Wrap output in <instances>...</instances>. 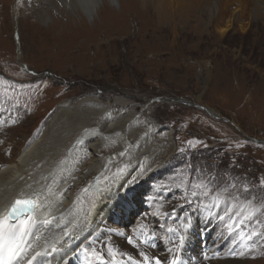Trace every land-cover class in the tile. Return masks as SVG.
Listing matches in <instances>:
<instances>
[{
	"label": "rangeland",
	"instance_id": "1",
	"mask_svg": "<svg viewBox=\"0 0 264 264\" xmlns=\"http://www.w3.org/2000/svg\"><path fill=\"white\" fill-rule=\"evenodd\" d=\"M103 1L99 13L89 19L62 0H0V168L15 162L46 130L63 101L73 106L92 101L80 110L73 108L78 111L75 128L99 125L104 130L115 117L138 115L134 132L130 125L120 129L131 132L129 147L141 131L159 124L172 129L173 135L158 136L157 141L169 142L174 151L160 163L163 167L147 174L134 194L146 213L141 226L169 230L166 218L175 229L174 217L184 226L187 214L204 213L218 202L214 197L220 192L233 204L223 221L234 231L222 234L224 223L215 208L210 228L213 235L220 233L215 241L221 245L224 238L239 242L229 264H264V17L246 16L251 3L235 0L244 17L223 36L217 24L228 23L229 10L219 13L210 5L204 9L207 0H177L179 6L172 8L160 1L148 6L140 0L113 5ZM118 100L125 105L116 104ZM81 144L70 157L71 172H60L71 176L94 150L98 166L93 174L86 171L75 193L89 209L90 200L94 206L97 199L95 190L86 192L89 184L106 186L124 172L126 159H112L121 148L118 143ZM60 159L65 162L69 156L63 153ZM197 183L200 189L192 187ZM205 187L211 189L208 196L200 194ZM150 202L163 207L165 214L149 224L145 205ZM246 202L254 208L251 214L242 210ZM134 218V213L127 215L124 228H130ZM183 231L185 237L188 230ZM231 244L222 248L227 256ZM89 251L93 256L94 249Z\"/></svg>",
	"mask_w": 264,
	"mask_h": 264
},
{
	"label": "bare ground",
	"instance_id": "2",
	"mask_svg": "<svg viewBox=\"0 0 264 264\" xmlns=\"http://www.w3.org/2000/svg\"><path fill=\"white\" fill-rule=\"evenodd\" d=\"M62 1L75 8L78 12H82L89 19H92L97 14L101 4L100 0ZM117 1L104 0L102 3L103 5L104 3L113 5L117 4ZM155 1H160L163 7L166 5L165 8L179 6L177 0H140L139 3L148 6L149 4L153 5ZM207 1V4L203 6L204 9L210 5L212 6L211 9L218 10L219 13L220 11L227 12L229 10L228 23H225V26L217 24L218 32L223 36L232 30L234 21L244 17V14H239L242 6L237 9L235 8V0ZM248 2L251 3L252 7L246 12V16L248 14L252 19L254 17L258 19L264 17V0H246V3ZM228 6L229 9L227 8ZM91 102L86 100L73 106L70 101H63L48 120L46 130L34 138L25 152L15 162L6 168H0V218L6 215L8 208L16 199H32L37 204L36 211L33 214L36 231L25 255L18 264H30V262L31 264H66L65 261H67L68 256L72 253L71 250L92 238L100 240L107 238L109 240L105 248V260L111 261L115 257V255H110L111 250L114 251V248L116 252L132 257V260L122 262L121 264H145L143 257L140 255L141 252L147 254L149 257L159 258L162 264H169V260H171L170 254L166 252V247H163L168 237L167 235L165 236L167 230L162 226H160L159 230V233L163 236L161 242L162 248L160 249H145L139 245L133 247L129 244V239H131V234L135 229L141 227L140 221L142 218L139 216L144 211L134 200V194L138 190V185L143 183L147 174L153 169L163 167L161 164L172 156V152L174 151L169 142L166 145L163 143L164 140L160 142L157 140L158 136L171 139L173 130L163 125L154 124L135 136L134 145L129 147V133L134 132L135 128L138 127V115H131L130 117L127 115L128 118H126L127 116L122 118V115L121 117H115L105 126V131L99 125L94 129H86L83 124L75 128L73 120L78 111L73 108L78 107L80 110L87 107V104ZM116 104H124V101L118 100ZM82 117L84 116L82 115ZM88 121L89 124H85L90 125L91 122L90 120ZM123 125V128H127V125H130L129 130L131 132H121L120 129ZM131 127L134 129H131ZM77 130L82 132L79 131L80 133L76 139L71 144H68L73 133ZM82 142L84 144L98 142L104 147H114L113 145L118 143L121 148L119 151L116 150L115 154L112 153V159L121 160L122 157L126 159V163H122L124 164L122 165L124 172L108 182L106 186L100 187L97 182L89 184L86 192L90 194V190H95L97 193L95 205L91 206L92 201L90 200L89 209L83 208L80 197H77L75 193L84 184L83 181L86 179L84 178V174L86 171L90 170V173L93 174L96 170L95 168L98 166L94 150H90L88 147L90 150L89 158L86 161L82 158V164L71 176L68 174L65 177L66 174L60 172L61 170H71L70 166L72 165L70 164L71 161L73 164L74 160H71L70 157H73L72 153L76 152V148ZM63 153L69 156V159H66L65 163L60 159ZM75 173H77L76 177ZM77 181H80V183ZM85 193L83 192L84 195ZM154 204L150 202L147 206L145 205L147 218H149L146 221H149V224L155 218H164L165 212L163 207ZM241 205L245 214H250L254 210L250 203L246 202ZM232 207V202L223 199L215 202L204 213H200L196 217H192L191 214H187L184 217V227L188 230L184 237L187 245L186 254L184 253L187 264H193L188 261V255L191 254L198 259L197 252L200 250L199 234L191 232L189 227H193L194 231L198 232H200L199 228L206 227L204 231L212 233V229L210 228L212 221L210 220L214 217V212L217 211L221 222L227 219ZM121 213L126 215L124 216L125 218L121 217ZM132 213L137 218L133 219L135 228L132 230V233H129L124 228V224H127V215H131ZM111 219L115 221L114 225L110 223ZM222 223H224L222 226L224 227L222 232L224 236L234 231L229 228V223L227 224L225 221ZM217 240L219 241V239ZM205 241L209 242L208 239H205ZM196 242L197 244H195ZM223 245L225 246L224 250H226L229 240ZM207 247L211 250L214 246L210 247L209 244ZM37 253H40V255L36 256ZM220 254L221 256L217 259L200 261L199 264H229L227 253L223 251ZM33 256H36L34 261L32 260Z\"/></svg>",
	"mask_w": 264,
	"mask_h": 264
},
{
	"label": "snow or ice",
	"instance_id": "3",
	"mask_svg": "<svg viewBox=\"0 0 264 264\" xmlns=\"http://www.w3.org/2000/svg\"><path fill=\"white\" fill-rule=\"evenodd\" d=\"M201 183L192 185V187L194 189H200ZM210 191V188L205 187L204 189H201L200 194L208 196ZM193 194L195 195L197 193L194 191ZM222 199L223 194L217 192L214 200L220 201ZM36 207L37 204L34 200L17 199L9 215L0 219V264H18L19 260L21 259V254L25 251L27 238L31 236V229L35 227L33 214ZM25 214L27 218L21 219V217ZM10 220H17L18 223L10 224ZM169 231H172V229H169ZM183 240L184 238L181 236V245H183ZM129 243H132L131 239H129ZM39 255L40 253L36 254V256ZM110 255L114 254L110 252ZM140 255L143 256L145 264H152L153 260L155 261V264H162V261L157 257H149L143 252H141ZM36 256L32 257L33 261L36 259ZM100 259L103 261L104 257L101 255ZM128 259L132 260V257L129 256ZM170 264H178V258L174 257Z\"/></svg>",
	"mask_w": 264,
	"mask_h": 264
},
{
	"label": "water",
	"instance_id": "4",
	"mask_svg": "<svg viewBox=\"0 0 264 264\" xmlns=\"http://www.w3.org/2000/svg\"><path fill=\"white\" fill-rule=\"evenodd\" d=\"M163 101H168V100L164 99ZM201 108L204 109L205 111H207L211 116H214L213 113L210 110H208L207 108H205V107H201ZM20 200H32V199H20ZM15 201H14V203L11 205V207L9 209V213L11 212L12 207L15 205ZM35 210H36V208H35ZM12 221H16V220H12Z\"/></svg>",
	"mask_w": 264,
	"mask_h": 264
}]
</instances>
